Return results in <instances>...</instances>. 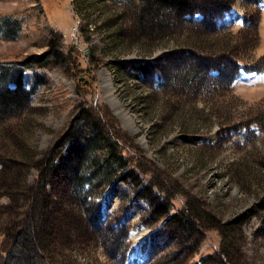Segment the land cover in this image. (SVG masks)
I'll return each instance as SVG.
<instances>
[{
    "label": "rangeland",
    "instance_id": "1",
    "mask_svg": "<svg viewBox=\"0 0 264 264\" xmlns=\"http://www.w3.org/2000/svg\"><path fill=\"white\" fill-rule=\"evenodd\" d=\"M231 3L205 25L166 8L141 23L139 0H0V71L28 91L0 115V264L43 185L28 212L50 209L44 264H264V0ZM93 118L124 162L75 195L50 166L71 165L72 145L83 171L102 162L83 142ZM181 209L195 218L174 232L165 210ZM62 213L82 218L67 230Z\"/></svg>",
    "mask_w": 264,
    "mask_h": 264
},
{
    "label": "trees",
    "instance_id": "2",
    "mask_svg": "<svg viewBox=\"0 0 264 264\" xmlns=\"http://www.w3.org/2000/svg\"><path fill=\"white\" fill-rule=\"evenodd\" d=\"M140 1V8H139V19L140 22L148 21L150 23H160L159 19L161 15L162 9L165 8L169 10L175 17L177 16H183L185 14L189 13H195L198 12L200 14V17L198 18L199 23L201 24H210L215 23L216 19L223 14V12L230 8L231 6V0H139ZM248 20L245 15H243V21L245 22ZM166 21V20H165ZM168 22V21H166ZM165 22V23H166ZM149 24V23H148ZM51 54L54 53L53 49H50ZM229 63L231 64V73L228 76H230L231 79H233L237 72L238 68L241 66L240 63H237L236 60H229ZM229 64V68H230ZM240 65V66H239ZM244 68V66H243ZM10 70L3 69L0 71V106L3 105H11V107H0V115H4L5 112H10L12 110H15L24 99H27L28 97V91L24 89L21 85L20 81V70L17 69L15 73L11 72L8 73ZM8 73V74H7ZM218 74V75H217ZM226 75L223 72V69L221 67L217 68L216 76H224ZM11 77V78H9ZM13 80L14 86L9 87L7 85L8 80ZM25 101V100H24ZM103 113V112H102ZM103 116H106L108 120H113L112 116L108 114V112L105 110L103 113ZM1 120V118H0ZM85 128L86 130L90 131V136L92 138L96 139L95 141L91 138V142L87 140H83L84 145L88 144L91 146V150L88 152H92L95 148L93 147L95 144L98 146V142L100 146L98 148L104 153V157H102V162L95 165L94 167H88L86 166V170L83 171L80 169V165H78L76 161V156L78 155L80 160V154H85L87 151H83V149L79 151H75V148L70 146L72 154H75V160L71 165L63 166L64 161H60L57 163H54L50 166V172L51 174L54 172L56 173V169L62 170L63 179H68L70 181V184H72L71 189L73 192H76L75 195L79 194L80 191L78 188L84 186L83 184L86 182L88 185H92L93 182H96L98 178L102 177H109L108 179H111L112 173L115 172L118 168H121L124 162V159L122 158V155H120L117 151V144L114 142V140H111V138L107 134L99 133L97 129V125L93 122H95L94 118L92 121H88ZM93 128H96L95 131ZM101 135V136H99ZM62 140V139H61ZM61 140H57L53 147H56L57 145L61 144ZM51 158H53V148L48 151ZM43 159V158H42ZM40 159V160H42ZM83 162H81L82 164ZM80 164V163H79ZM91 166V165H90ZM80 169V170H79ZM59 174V173H58ZM139 183H136L138 185ZM33 186V185H30ZM82 193V192H81ZM87 193L81 194V201L84 202L86 198ZM38 196V197H37ZM27 199V205H26V220L25 225L21 228V230L18 232L17 230L12 231V234L15 238V240L19 239L17 252L15 255V260L11 261L10 264H25L24 261H29L30 264H44L42 256H44V251H42V247L45 250H48L47 247L52 244L50 242L51 237H42V234H44L43 231V222L44 217L50 213L49 208H44L42 216H39L36 210V206H34V212L29 213L28 211L32 209L33 202L36 200V203L38 204L39 201L49 202V192H47L45 185L40 189V192L36 190L35 188L29 187L28 194L26 196ZM36 204V205H37ZM162 203H159L158 200L154 201L153 208L157 207L154 212H159L158 209L162 207ZM163 208V207H162ZM162 210V209H161ZM28 212V213H27ZM168 215L165 216L164 221L165 224L170 225V230L174 229L175 231H183L184 229L188 230L194 220V216H188L184 213V209L169 213L168 210H165ZM87 212L84 216L82 215L83 220L87 223V219H92V215H88ZM165 213L158 214L159 216H163ZM88 216V217H87ZM82 217L77 215H72L71 213H62L61 222L63 223V228L67 230H71L73 222L80 220ZM18 234V236H17ZM113 238V237H112ZM54 238H51V240ZM56 239V237H55ZM49 241V244L45 245L44 242ZM224 256L226 254L224 253ZM11 258L10 253L8 258ZM9 260V259H8ZM8 262V261H7ZM28 262V263H29ZM7 264V263H6ZM50 263V259L49 262Z\"/></svg>",
    "mask_w": 264,
    "mask_h": 264
}]
</instances>
